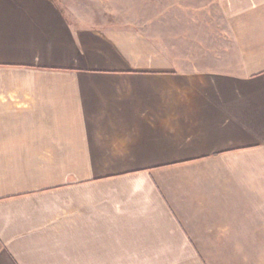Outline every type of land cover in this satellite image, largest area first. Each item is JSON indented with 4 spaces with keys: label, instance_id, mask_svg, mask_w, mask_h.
I'll return each mask as SVG.
<instances>
[{
    "label": "crops",
    "instance_id": "1",
    "mask_svg": "<svg viewBox=\"0 0 264 264\" xmlns=\"http://www.w3.org/2000/svg\"><path fill=\"white\" fill-rule=\"evenodd\" d=\"M220 4L162 39L0 0V264H264V0Z\"/></svg>",
    "mask_w": 264,
    "mask_h": 264
},
{
    "label": "rangeland",
    "instance_id": "2",
    "mask_svg": "<svg viewBox=\"0 0 264 264\" xmlns=\"http://www.w3.org/2000/svg\"><path fill=\"white\" fill-rule=\"evenodd\" d=\"M64 7L107 11L109 20L132 22L144 26L159 38L187 34L197 37L206 29L213 32L224 26L226 19L221 0H59ZM197 25H201L198 29ZM206 34V31H205ZM200 35V34H199ZM213 35V34H212ZM191 39V38H190ZM247 259L260 262V257L219 256L183 257L180 264H244Z\"/></svg>",
    "mask_w": 264,
    "mask_h": 264
}]
</instances>
